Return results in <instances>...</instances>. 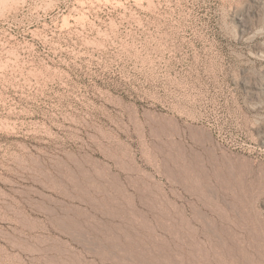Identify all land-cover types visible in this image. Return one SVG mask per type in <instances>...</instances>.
<instances>
[{
  "label": "rangeland",
  "instance_id": "obj_1",
  "mask_svg": "<svg viewBox=\"0 0 264 264\" xmlns=\"http://www.w3.org/2000/svg\"><path fill=\"white\" fill-rule=\"evenodd\" d=\"M0 264H264V0H0Z\"/></svg>",
  "mask_w": 264,
  "mask_h": 264
}]
</instances>
